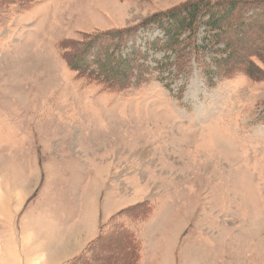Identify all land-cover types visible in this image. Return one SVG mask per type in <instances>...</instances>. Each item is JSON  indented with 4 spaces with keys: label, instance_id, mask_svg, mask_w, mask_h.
I'll return each instance as SVG.
<instances>
[{
    "label": "rangeland",
    "instance_id": "rangeland-1",
    "mask_svg": "<svg viewBox=\"0 0 264 264\" xmlns=\"http://www.w3.org/2000/svg\"><path fill=\"white\" fill-rule=\"evenodd\" d=\"M3 1L0 264H264V63L247 58L264 54V0H206L179 75L150 42L187 0ZM128 29L143 80L70 68L90 37ZM220 42L261 69L214 74Z\"/></svg>",
    "mask_w": 264,
    "mask_h": 264
},
{
    "label": "trees",
    "instance_id": "trees-1",
    "mask_svg": "<svg viewBox=\"0 0 264 264\" xmlns=\"http://www.w3.org/2000/svg\"><path fill=\"white\" fill-rule=\"evenodd\" d=\"M14 1H19L24 4L31 0H4L3 2L11 4ZM205 1L206 0L185 1L183 3L184 8L182 5H179L176 9V12H179L178 14L181 16L175 21L176 15L172 16L173 19L170 17L169 13L163 14L161 17L158 16V18L156 17L154 23L162 30L164 35L163 38H155L150 42V48L156 52L164 53L163 59L158 60L156 69L165 72L169 71L172 67L175 70V74L179 75V72L189 67L190 60L187 54L191 51V46L188 39L195 34L193 26L195 25L198 15L201 13L200 11L209 5L205 6V3L207 4L209 0ZM204 11L205 13L203 15L207 17L206 21L209 22L210 29L215 30L217 33L216 37L220 38L222 33L226 30L219 26L217 20H219L220 16L218 12L215 11L212 13L206 9ZM144 28H147V25ZM136 31L137 29H128L119 32L112 31L109 34L108 32L95 34L92 39L90 37L84 43L80 44L72 53V59L69 62L70 68L79 76H85L91 81L110 88L124 89L131 83H134V81H131L133 80L132 78H136V81L143 80V77L147 75L150 70L154 69L146 64L149 58L147 53L141 52L138 48H133L123 53L127 41L136 34ZM184 33H186L187 36L182 37ZM257 41H260L259 37ZM218 43L219 42H217V44ZM220 46V54L221 56L223 55V59L220 58L218 60L219 66L216 67V72H214V74L218 76L222 74L227 75L234 70H243L247 74H252L250 73L251 70L259 71L261 69L257 64H254L252 59L246 62V57L242 59L238 57V55H232L234 52L232 43L226 42L223 44L220 42ZM252 48L253 52H249L247 58L256 57L259 61L264 63V54L261 50L255 46L254 43ZM168 52L170 54H168ZM243 54H245V52L240 53V55ZM170 57L172 61H170ZM251 61H253V63ZM107 66H111V68L114 66L116 68L106 71Z\"/></svg>",
    "mask_w": 264,
    "mask_h": 264
},
{
    "label": "crops",
    "instance_id": "crops-1",
    "mask_svg": "<svg viewBox=\"0 0 264 264\" xmlns=\"http://www.w3.org/2000/svg\"><path fill=\"white\" fill-rule=\"evenodd\" d=\"M84 194V193H83ZM71 197H74V195L73 196H71ZM74 199V198H73ZM74 203H75V200H74ZM63 212H65V211H63ZM60 214V213H59ZM86 217V216H85ZM82 222L83 221H81V222H79V224L81 223L82 224ZM148 263L149 264H158V262H159V259L157 260V258L155 257V256H153V254L151 255V257L148 259Z\"/></svg>",
    "mask_w": 264,
    "mask_h": 264
},
{
    "label": "bare ground",
    "instance_id": "bare-ground-1",
    "mask_svg": "<svg viewBox=\"0 0 264 264\" xmlns=\"http://www.w3.org/2000/svg\"><path fill=\"white\" fill-rule=\"evenodd\" d=\"M251 34V33H250ZM253 34V33H252ZM234 48V47H233ZM253 52V51H252ZM237 59V58H236ZM201 64V63H200Z\"/></svg>",
    "mask_w": 264,
    "mask_h": 264
}]
</instances>
